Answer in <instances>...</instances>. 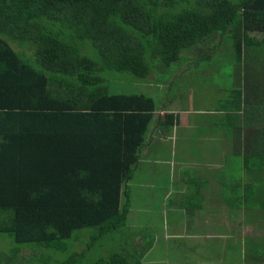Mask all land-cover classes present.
<instances>
[{
  "label": "trees",
  "instance_id": "16d2710c",
  "mask_svg": "<svg viewBox=\"0 0 264 264\" xmlns=\"http://www.w3.org/2000/svg\"><path fill=\"white\" fill-rule=\"evenodd\" d=\"M219 49L232 54L223 98L183 109L190 124L153 97L111 94L159 66L172 88ZM188 53L200 55L190 68ZM158 135L222 144L224 164L179 156L170 179ZM146 194L163 198L175 242L139 217ZM218 211L231 226H207ZM251 219L264 222V0H0V264H142L155 242L197 264L192 237L212 242L216 264H264V225L240 228Z\"/></svg>",
  "mask_w": 264,
  "mask_h": 264
},
{
  "label": "rangeland",
  "instance_id": "374dc122",
  "mask_svg": "<svg viewBox=\"0 0 264 264\" xmlns=\"http://www.w3.org/2000/svg\"><path fill=\"white\" fill-rule=\"evenodd\" d=\"M219 41L220 40L217 39L215 43L217 44L219 43ZM217 53L218 54H216L217 56L214 61L209 62L207 64L202 63V66L201 64L194 65L193 69H195V67L197 66L201 68H199L196 71H193V74L189 76L187 79H184L183 82H181L180 80H177L175 82V85L172 88L164 89L162 82H163V78L167 74V71H165L164 69L161 68V66H159L158 68L156 67L155 70H153L149 78L146 79L144 82H139V81H136L135 79L131 81L132 78L130 79V76H127L128 80H126L125 83H121V84H118L117 86L112 87L111 94H144V95L153 97L156 101L159 100L161 102L159 104V107L163 106L164 109L166 110H172V111H176L180 113L183 112V109H187L188 111L189 110H201V111L216 110L218 106V101H220L223 98V95L218 90L223 89L224 87L227 86L226 84H228V79L224 78V76H226L227 74H229V72H231L230 67L232 64V61H231L232 54L231 53L227 55L226 53H223V50L221 49H219ZM186 57H188L190 61L188 60L182 66H187V63L192 66L193 63L195 62L196 57L200 58V55L198 56V54L196 53L194 54L188 53L186 54ZM181 68L183 69L184 67H181ZM186 68H190V66H187ZM209 68L210 69L212 68L213 70L211 71ZM176 75L178 76L179 73L173 74L171 78H173V76H176ZM118 81H120V79H118ZM154 86H160V88L157 89ZM160 114L161 112L158 113V115ZM160 137L161 135H159V138ZM161 139H164V138H161ZM156 140L160 141V139H156ZM165 143H167L166 144L167 146L169 143L170 146L164 147L165 151L162 157L166 160H164L163 162L164 165L159 166V168L162 170L170 169L171 174L167 173L168 177L170 179L175 180L174 173L181 167V164L176 162L177 160L175 159L178 158L180 154L186 153V150H183L182 147H180L181 143H178L177 141L176 143L174 141L175 143L174 144L168 139L166 140ZM183 146H188V144H185ZM220 146L222 147V144ZM211 156L212 157L211 158L209 157L208 160H211V159L214 160L215 158H217L214 155H211ZM218 159H220V157H218ZM151 171L153 170L151 169ZM151 171H149V174L153 175ZM147 172H148V167H147ZM160 192H162L161 189H160ZM152 194L154 195L153 192ZM158 195H160L159 192H158ZM148 197L149 198L146 199V204L149 203L150 209L146 211V214H143V212H141L139 214V217L141 219H148V218L151 219L152 218L154 221L150 222L149 220H147L146 224L148 226H152L156 230L157 228L160 229V226H162L164 228V231L167 232L165 236L166 235L168 236V237L166 236L167 238L165 240H168V241L173 240V242H175L176 239H179V237H181L182 235L177 232L179 231V229H173L172 231H170V229L168 228L166 224L163 226V222L168 223V217L166 215L167 209L166 207L162 209L160 205V203L163 202V198L161 197L152 198L149 195ZM142 201L145 203V199H143ZM171 212L173 211L171 210ZM217 217H219V211L216 212L214 215H212L211 220L208 219L205 222L207 226L209 225L210 227H215V225H218L219 223L223 225V227L231 226L232 222L230 219H227L226 217H224L220 222H218ZM243 223L244 224H242L240 228H241V231L246 234H259L260 231L262 230L260 228L262 227V225H264V222H254L253 219L248 220V221L244 220ZM256 225L258 226L256 227ZM139 227H142V226H139ZM142 228H147V227L143 226ZM215 234H223V232L215 231ZM192 238H191V241H189L191 243L190 246H192V248L200 247L201 248L200 252H202L200 255V258H196L197 264H214V263L216 264L217 263L216 258H218V256L210 255L208 252L209 246L211 245L212 242L202 237H199L198 239H192ZM173 242H169L167 245L169 244L171 245ZM0 245H2L1 242H0ZM157 245L158 243L155 242L154 243L155 248L151 251L146 252L147 260H146V255H145V257L142 259V264H160L161 262H158V260L164 261V263L166 264H173L171 263V259L167 258V257L172 256V254L169 256L165 253L159 252V249H158L159 247ZM188 248L189 247L184 248V253H183L184 260L183 261L185 262H190V260L193 257L191 255L193 253H190V249ZM77 249L80 250L81 247L79 246ZM185 252L187 254H185ZM163 255L167 256L166 259L163 258Z\"/></svg>",
  "mask_w": 264,
  "mask_h": 264
},
{
  "label": "crops",
  "instance_id": "0c3cea01",
  "mask_svg": "<svg viewBox=\"0 0 264 264\" xmlns=\"http://www.w3.org/2000/svg\"><path fill=\"white\" fill-rule=\"evenodd\" d=\"M181 113H182L181 114V116H182L181 119H182L183 123L190 124L189 122H191V121H188V114L186 112H181ZM188 126L192 127V125H188ZM188 126H186V128H188ZM155 138L156 139H160V141H158L156 139L153 140L154 142H157L156 147H155V149H156L155 151L157 152V150L161 149V151H163V153H164V151H165L164 147L167 146L166 145L167 143H165V142H166V140H168V138L167 139L166 138L161 139V137L159 138V135L157 137H155ZM201 142L202 141L193 143L191 141H188L187 138H185L184 141L182 140L180 142L181 143L180 147H182L183 150H186V153L180 154V157H183L184 159H186V158L187 159H192L193 162H191L189 165L190 166L192 165L194 167L195 166H201V167L205 166L206 168L213 169V170H216V169L222 167L223 164H224L222 159H223L224 155L227 153V149L225 147H221L220 144H218L216 146V148L221 153L220 154H218L219 152L218 153L217 152L213 153L212 152V150H213L212 146L213 145L205 144V142L203 144H201ZM185 144H188V146H183ZM169 146L170 145L168 143L167 147H169ZM172 146H173V144H172ZM170 149H172V148H170ZM163 153L160 154V157L163 156ZM210 154L214 155L217 158H215L214 160L213 159L208 160L209 157L210 158L212 157ZM197 156H198V158H196ZM200 156L202 157L201 158V162L203 164H199V163H201V162H199L200 161ZM218 157H220V159H218ZM175 160H177L176 162L180 163L181 166H183L184 164H188L185 160H182V159L179 160L178 158H176ZM159 162H162L161 164L164 165V163H163L164 160H160ZM178 187L179 188H177V187L176 188L179 189L180 191H183V188H181V186H178ZM157 188H159V186L158 187H153L154 190H157ZM160 189H161V191L165 192L167 189H169V187H166V185L165 186L161 185ZM172 190H174V189L171 188V191Z\"/></svg>",
  "mask_w": 264,
  "mask_h": 264
}]
</instances>
